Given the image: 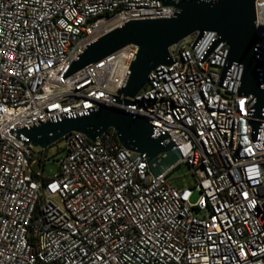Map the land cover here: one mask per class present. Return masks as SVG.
Returning a JSON list of instances; mask_svg holds the SVG:
<instances>
[{"label": "built area", "instance_id": "2783aa9c", "mask_svg": "<svg viewBox=\"0 0 264 264\" xmlns=\"http://www.w3.org/2000/svg\"><path fill=\"white\" fill-rule=\"evenodd\" d=\"M178 11L163 0H0V264H264V148L253 137L264 109L240 93L243 64L223 81L230 47L217 32L173 46L174 64L122 106L181 154L158 177L109 130L96 141L66 135L48 178L46 155L20 133L115 103L135 45L68 76L73 62L130 20ZM256 13L264 34V0ZM181 164L196 186L171 184Z\"/></svg>", "mask_w": 264, "mask_h": 264}, {"label": "water", "instance_id": "95a60500", "mask_svg": "<svg viewBox=\"0 0 264 264\" xmlns=\"http://www.w3.org/2000/svg\"><path fill=\"white\" fill-rule=\"evenodd\" d=\"M179 11L168 18L130 20L86 47L68 72L72 75L92 63L130 46L137 47L124 85L115 96V103H100L88 114L58 121H47L21 130L33 146L47 148L71 132H81L96 141L109 130L116 132L120 143L127 149L146 153L150 172L154 177L169 171L181 159L174 142L165 143L167 136L154 138L150 121L122 106L130 104L150 81V74L162 65H173L171 48L185 38L198 33L200 39L206 31H215L219 40L230 47L223 81L234 62L244 65L240 93L257 97V115L264 109V34L257 25V0H163ZM262 49L259 52L258 48ZM223 84V82H222ZM221 84V85H222ZM254 140L264 148V124L254 123Z\"/></svg>", "mask_w": 264, "mask_h": 264}, {"label": "rangeland", "instance_id": "374dc122", "mask_svg": "<svg viewBox=\"0 0 264 264\" xmlns=\"http://www.w3.org/2000/svg\"><path fill=\"white\" fill-rule=\"evenodd\" d=\"M191 38L185 40L186 43H191ZM173 50V49H172ZM65 146L64 138L58 140L57 142L51 144L47 148L46 153V163L44 168V176L48 178L56 177L59 172V162L58 160L65 154V151L62 148ZM34 156L37 159H42L44 155V149L39 146H34L33 148ZM35 170L40 171L41 165H35ZM169 180L171 184L178 188H190L194 187L197 184L195 175L192 173L190 167L187 164H181L178 166L170 175ZM199 196V193L196 192L193 196L192 201L195 202Z\"/></svg>", "mask_w": 264, "mask_h": 264}, {"label": "trees", "instance_id": "16d2710c", "mask_svg": "<svg viewBox=\"0 0 264 264\" xmlns=\"http://www.w3.org/2000/svg\"><path fill=\"white\" fill-rule=\"evenodd\" d=\"M113 129H111L110 131H112ZM115 137L117 138V135H116V133H115ZM176 169V168H175ZM175 169H173L170 173H169V175L175 170Z\"/></svg>", "mask_w": 264, "mask_h": 264}]
</instances>
